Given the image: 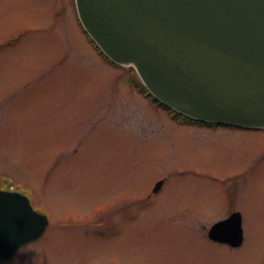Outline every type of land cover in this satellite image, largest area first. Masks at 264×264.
<instances>
[{
	"label": "rangeland",
	"instance_id": "obj_1",
	"mask_svg": "<svg viewBox=\"0 0 264 264\" xmlns=\"http://www.w3.org/2000/svg\"><path fill=\"white\" fill-rule=\"evenodd\" d=\"M143 93L70 0H0V189L50 221L6 264H260L264 162L247 173L264 134L184 122ZM227 192L239 250L206 236L231 214Z\"/></svg>",
	"mask_w": 264,
	"mask_h": 264
},
{
	"label": "water",
	"instance_id": "obj_2",
	"mask_svg": "<svg viewBox=\"0 0 264 264\" xmlns=\"http://www.w3.org/2000/svg\"><path fill=\"white\" fill-rule=\"evenodd\" d=\"M75 1L98 48L113 63L134 67L160 103L195 121L264 129V0ZM236 215L214 224L209 237L240 244ZM0 218L10 234L0 236L7 260L49 224L27 197L3 191Z\"/></svg>",
	"mask_w": 264,
	"mask_h": 264
},
{
	"label": "flooded vegetation",
	"instance_id": "obj_3",
	"mask_svg": "<svg viewBox=\"0 0 264 264\" xmlns=\"http://www.w3.org/2000/svg\"><path fill=\"white\" fill-rule=\"evenodd\" d=\"M70 4L72 5V7H73V9H74V13H75V12H76V9H75V0H70ZM66 5H67V4H64V6H66ZM131 83H132V81H130V84H131ZM138 89H139V88H138ZM147 97H148V99L151 100L150 96H147ZM168 112H169V111H168ZM194 123L197 124V125H199L200 127H201V126H202V127H203V126H207V125H200L199 123H196V122H194ZM207 127L212 128L213 126H207ZM228 129H229L230 131H239V132H242V133H258V134L263 133V134H264V129H247V128H239V127H229ZM263 152H264V151H263ZM259 160H260V161H259ZM263 162H264V157H261V159H258V161H257L256 163H254V164L252 165V167H250L248 173H247V172H244V174H245V175H246V173H247V174H251V173L255 170V166H259L260 164L263 165ZM159 181H161V180H159ZM159 181H157V182H159ZM157 182H156V183H157ZM163 184H164V182H163ZM163 184H162L161 188L159 189V192H157L156 194H152L153 197L160 193V191H161V189H162V187H163ZM1 190H2V191H6V192H11V190H9V189L7 190V189H5V188H2ZM232 201H233V199H232L231 193H230V192H227V194H226V203H228L229 212L231 213L230 215H232V214H239V215H240L239 212L234 211V209H233V205L231 204ZM133 215H134V214L132 213L131 217H132ZM230 215H229V216H230ZM240 216H241V215H240ZM206 236H207V240L210 241V242H213V243H216V244H220V245L227 246V247H229V248L232 249V250H239V249H241V248L243 247V246H242V243H243V240H244V238H245V232H244V230H243V228H242V236H243V237H242V240H241L240 244H238L237 246H231V245H229V244H223V243H221V242H219V241H215V240L211 239V238L209 237V228H208V230H207V235H206ZM245 240H246V238H245ZM35 242H38V240H37V241H34V242H31V243H28V244H26V245H24V246L18 248L17 251H16V254H15V258H14V259H10V260L0 259V262L6 264V263H12V262L17 261L18 258H20V256H19L20 251L26 249L27 246H29V245H31V244H33V243H35ZM263 260H264V259L260 260V264H264V262L262 263Z\"/></svg>",
	"mask_w": 264,
	"mask_h": 264
},
{
	"label": "bare ground",
	"instance_id": "obj_4",
	"mask_svg": "<svg viewBox=\"0 0 264 264\" xmlns=\"http://www.w3.org/2000/svg\"><path fill=\"white\" fill-rule=\"evenodd\" d=\"M129 67H132V66H129ZM133 69H134V71H135V73H136V75H137V77H138V79L140 80V83H141V87H142V89L144 90V94H146V95H149L150 94V92L148 91V89L145 87V85L143 84V82H142V80L140 79V77H139V75H138V73H137V71L135 70V68L134 67H132ZM170 113H173V110L172 109H170ZM177 117H179V118H182V117H186V116H184V115H181V114H179V113H177V115H176ZM187 118V121L189 122V123H191V124H194V122H195V120L194 119H191V118H188V117H186ZM205 125H207V126H213V127H216L215 129L217 130V129H219V128H225V129H228L230 126H228V125H219V124H213V123H204ZM233 127H235V126H233ZM240 128V127H239ZM247 129H251V128H247ZM163 188H164V184H163V187H162V189H161V191L163 190ZM160 191V192H161ZM231 216V215H230ZM230 216H228L226 219H228ZM5 218V217H4ZM236 221H235V223L237 222V228L239 229V228H243V225H242V218H241V216L238 214V216L236 215ZM225 219V220H226ZM1 221H3L1 218H0V223H2ZM0 228L1 229H3V232L1 231V234L2 235H0L2 238H4V237H9V233L6 231V230H8L7 229V227L6 226H4V225H1L0 224ZM209 229H210V227H209ZM46 233V232H45ZM224 233V232H223ZM9 234V235H8ZM243 237V236H242ZM242 237L241 238H239V236H237V239H236V243H238V242H240V240L242 239ZM220 242V241H219ZM221 243H223V244H229V242H224V241H222ZM244 243H245V238H244V240H243V243H242V246L244 245ZM229 245H231V244H229ZM232 246V245H231ZM2 249H4V251H6V246H4V248H2ZM16 253V252H15ZM6 255V254H5ZM15 258V255H14V257H12L11 259H14ZM0 259H4V260H7L6 258H1L0 257ZM19 259V258H18ZM10 260V259H9Z\"/></svg>",
	"mask_w": 264,
	"mask_h": 264
}]
</instances>
